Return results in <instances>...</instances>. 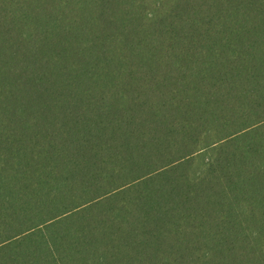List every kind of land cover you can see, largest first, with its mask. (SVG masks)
Segmentation results:
<instances>
[{"label": "trees", "instance_id": "trees-1", "mask_svg": "<svg viewBox=\"0 0 264 264\" xmlns=\"http://www.w3.org/2000/svg\"><path fill=\"white\" fill-rule=\"evenodd\" d=\"M0 264H264V0H0Z\"/></svg>", "mask_w": 264, "mask_h": 264}]
</instances>
